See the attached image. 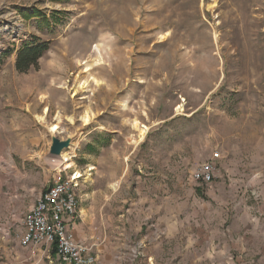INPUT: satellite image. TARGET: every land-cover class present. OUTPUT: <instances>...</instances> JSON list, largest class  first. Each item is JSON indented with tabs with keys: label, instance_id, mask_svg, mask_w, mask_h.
<instances>
[{
	"label": "rangeland",
	"instance_id": "1",
	"mask_svg": "<svg viewBox=\"0 0 264 264\" xmlns=\"http://www.w3.org/2000/svg\"><path fill=\"white\" fill-rule=\"evenodd\" d=\"M34 41L48 42V51L36 68L18 72V49ZM94 46L100 64L90 73L101 85L77 93ZM0 58V264L25 254L17 241L23 214L60 175L51 136L35 120L42 109L46 122L61 120L55 136L75 135L65 174H80L79 214L83 207L106 219L101 246L111 264L123 254L141 262L153 246L140 242L145 220L165 229L164 216L178 232L165 247L185 241L184 263L170 264H264V182L262 235L230 237L244 188L220 205L206 195L214 189L191 177L198 162L221 154L235 122L257 123L260 112L264 149V0H0ZM87 109L93 119L82 126ZM133 120L148 129L135 145ZM132 211L138 219L124 221Z\"/></svg>",
	"mask_w": 264,
	"mask_h": 264
},
{
	"label": "crops",
	"instance_id": "2",
	"mask_svg": "<svg viewBox=\"0 0 264 264\" xmlns=\"http://www.w3.org/2000/svg\"><path fill=\"white\" fill-rule=\"evenodd\" d=\"M260 113V119L257 123L235 122L231 127V131L226 137L227 142L225 144L223 143L221 154L219 153L220 158L216 161L217 167L219 168L216 175L217 179H215L210 185L206 186L210 187V189H214V191L211 190V193L206 195H210L211 198L215 197V202L220 205H222L223 200L227 201L235 199L238 190L240 192L241 189L244 188V191L240 193L241 195L239 194L237 197L238 203L235 205L237 208L234 210L233 215L230 216L228 227L225 230L230 237H254L262 235L260 220H262L264 149L262 150V145L260 143L262 142V112ZM229 144H232V148H229ZM224 146H226V148H224ZM194 167L192 168V171ZM221 207L222 206H220L219 209ZM80 211L84 212V216L78 212V218L67 221L66 226L67 229L69 228L68 232L77 242L90 243L91 241L93 242V239H91L92 237H94V240L98 238V245L96 242H93L95 244L96 256L94 264H111V254H106L108 252V246H104V248L101 246L106 241V234L104 232L102 234L101 232L102 229L105 228L104 222L106 219L103 215H100L98 220L96 216H89L88 208L82 207L80 208ZM129 213V215L123 214L122 217H124V221L132 222L133 220L136 221L138 219L139 215L134 211ZM158 220L167 221L165 229L162 228L159 230L156 225L153 224L154 221H148V218L145 220L144 233L140 236V242L143 246L144 244L153 246H149L150 248L141 251L144 259L140 258L139 261L141 262L138 264H147L148 259L150 264H170V257L175 258L179 263H184L182 257L185 252L183 247L185 241H181L182 248L181 246H177V248L173 249L170 246H168L170 248L165 247L167 241L175 238V235L178 233L177 229H174L176 225L170 223L171 219L165 218V216L163 218H158ZM96 221H98V226H93L91 228L90 224H93ZM97 228L98 230L96 231ZM152 228L155 230L153 229L152 231ZM225 231L221 230L219 232L224 234ZM222 234L220 233L218 235ZM22 250L25 251V254H22V252V255L18 256V264H24L26 263L27 258H30L31 260L33 258L30 256L28 249L22 248ZM131 253H134L133 249H131ZM102 255H104V257H102ZM124 255L125 254L121 255V260L119 262L115 261L114 264H131V262L128 261L130 257L128 256L127 258L126 256L125 258ZM37 256L38 261L35 264H43V262L44 264L47 263L43 260L46 257L45 254L43 255L41 248H37ZM50 256L52 258L55 257V260L57 259L54 251L50 253ZM97 256L100 257V263L97 262ZM131 260L132 259H130V261ZM8 263L11 264V262Z\"/></svg>",
	"mask_w": 264,
	"mask_h": 264
},
{
	"label": "built area",
	"instance_id": "3",
	"mask_svg": "<svg viewBox=\"0 0 264 264\" xmlns=\"http://www.w3.org/2000/svg\"><path fill=\"white\" fill-rule=\"evenodd\" d=\"M218 151L198 163L191 177L203 186L210 185L217 173ZM53 184L36 198L30 209L23 214L22 232L17 236L18 245L26 248L31 257H36L37 248L42 249L48 264H94L95 244L77 242L68 232L67 221L78 218L79 200L76 194L79 178L72 179L65 170ZM65 174V177L61 174ZM54 251L57 259L50 258Z\"/></svg>",
	"mask_w": 264,
	"mask_h": 264
},
{
	"label": "bare ground",
	"instance_id": "4",
	"mask_svg": "<svg viewBox=\"0 0 264 264\" xmlns=\"http://www.w3.org/2000/svg\"><path fill=\"white\" fill-rule=\"evenodd\" d=\"M215 5H209L208 7L210 9H212ZM209 10V9H208ZM256 11H259V9H256ZM211 12V10H210ZM235 12L231 11L232 17L234 16ZM237 16V15H236ZM227 17V16H226ZM231 18V17H230ZM235 17H233L234 19ZM94 51H96L97 53V57L94 59H88L87 61H85L83 63L82 66H84V71L82 72V74L86 75V79H81L78 76L76 77L75 80V92L77 93H81V92H85V90L87 89L88 85L90 83H92L95 87H99L101 85L100 81L91 75V71L92 69L100 64V56H99V52L96 46H94ZM176 111L178 112H182V106H178V108L176 109ZM46 118H47V111L46 109H42L41 113L37 116H35V120L36 122L40 123V124H44V129L45 132L48 133V135H61L62 134V128L60 125L61 120L59 119V117H56L53 122H46ZM62 119V118H61ZM66 119V118H64ZM93 119V114L91 113L90 110H85L80 118V121L82 123V126H88L91 121ZM68 120L70 121V119L68 118ZM100 129H102V126H99ZM132 128L133 131L135 132V134H131L128 136V140L131 144H137L139 140H141L142 138H144V136L147 133V127L141 125L138 121L133 120L132 121ZM71 139V144H70V151L67 152H62L59 156L57 157H53V165L52 167L55 169V171H66L69 170L73 167V157H74V149L77 147V143H73L74 139H75V135H70L67 136ZM10 170H12L13 168L8 166ZM92 170V169H91ZM80 174L78 172L74 173V176L72 177V179H76L79 178Z\"/></svg>",
	"mask_w": 264,
	"mask_h": 264
},
{
	"label": "trees",
	"instance_id": "5",
	"mask_svg": "<svg viewBox=\"0 0 264 264\" xmlns=\"http://www.w3.org/2000/svg\"><path fill=\"white\" fill-rule=\"evenodd\" d=\"M48 49H49V43L40 42V41H34L30 44L21 46L18 49L15 57L14 65L16 70L18 72H26L31 67L36 68L38 60L44 56V54L48 51Z\"/></svg>",
	"mask_w": 264,
	"mask_h": 264
},
{
	"label": "water",
	"instance_id": "6",
	"mask_svg": "<svg viewBox=\"0 0 264 264\" xmlns=\"http://www.w3.org/2000/svg\"><path fill=\"white\" fill-rule=\"evenodd\" d=\"M50 136V145L48 150V154L50 156L57 157L70 147L71 139L69 137Z\"/></svg>",
	"mask_w": 264,
	"mask_h": 264
}]
</instances>
